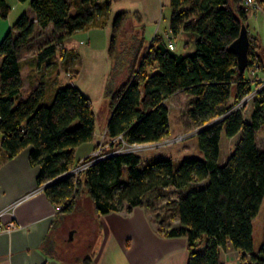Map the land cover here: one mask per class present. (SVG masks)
<instances>
[{"label":"trees","instance_id":"16d2710c","mask_svg":"<svg viewBox=\"0 0 264 264\" xmlns=\"http://www.w3.org/2000/svg\"><path fill=\"white\" fill-rule=\"evenodd\" d=\"M18 1L28 2L34 19L21 14L0 41V150L4 157L12 159L28 148L29 164L39 169L37 185L45 186L43 192L51 203L68 202L66 210L81 189L98 215L147 207L146 198L159 189L183 190L184 194L165 204L178 222L165 234L186 238L187 264H225V255L233 251L240 253L241 261L248 259L244 264H264V234L257 253L252 239V221L264 199V151L255 142L264 126V89L257 90L261 80L256 73H264V67L253 53L254 43L242 72L228 49L247 21L249 10L243 0H169L168 34H154L138 65L128 70L117 87L106 90L110 114L105 135L108 139L121 136L127 144L168 139V99L180 93L191 98L186 119L195 126L202 158H184L175 165L171 159L145 163L137 154L125 153L95 161L76 177L68 174L79 163L74 150L94 137L90 102L72 84L58 87L48 103L42 84L22 95L19 54L38 28L50 29L54 38L38 59L45 61L58 49L65 57L64 40L79 31L104 28L111 2ZM8 12L0 0V18L5 19ZM126 17L120 11L112 19L111 59ZM182 36L192 38L191 51L174 47ZM140 42H144L142 36ZM187 47L183 40L181 48ZM253 93L251 111L244 120L236 106ZM221 135L238 137L224 162L219 160Z\"/></svg>","mask_w":264,"mask_h":264},{"label":"rangeland","instance_id":"374dc122","mask_svg":"<svg viewBox=\"0 0 264 264\" xmlns=\"http://www.w3.org/2000/svg\"><path fill=\"white\" fill-rule=\"evenodd\" d=\"M9 8L5 19L0 18V41L16 19L27 10L28 2H19L18 0H4ZM256 4L253 10L247 12V21L245 23L248 31L249 42L254 43L256 49L253 53L256 55L260 66L264 67V0H252ZM148 7L155 6L158 16V24H147L144 42L141 43L140 30L133 28L132 24L124 22L120 34L116 38L114 47V57L108 59L107 50L111 36V22L113 17L122 11L125 7L130 10H138L143 14L144 4L142 0H113L110 9L107 26L100 29L98 34V44L80 45L79 41H85V35L81 31L67 37L63 44L66 51L65 57L61 56V49L46 59L40 61L38 53L47 44L54 40L50 29H35L29 43L21 50L19 54L20 77L22 81V95L27 92V84L38 80L46 88V103L58 87L74 85L83 96H85L91 105L94 115V126L96 135H99L106 124L108 115L109 97L106 93L108 87H117L125 79L128 70L138 65L144 53L147 51V44L150 36L153 34L167 35L170 19L169 0H146ZM123 5V6H122ZM15 34V33H14ZM104 37V49L103 39ZM252 37V39H251ZM255 38V39H253ZM190 37L182 36L175 40L174 47L181 52H189L193 48ZM183 40L188 42L187 49L181 48ZM134 46V48H132ZM182 49V50H181ZM250 49V48H249ZM76 73V75H75ZM256 73V72H255ZM256 77L264 81V73L257 72ZM253 79V74L246 75ZM255 76V75H254ZM261 85H264L261 84ZM252 95L244 97L236 106L240 109L244 120H247L251 111ZM191 98L183 93L172 96L166 103L169 110V128L170 136L161 141L153 148L143 150L137 153L145 163L157 159H171L175 165L188 157L202 158L198 150L196 138L194 137V125L186 119L187 111L191 106ZM194 131V132H193ZM181 137V138H180ZM104 138V133L99 135V141ZM106 136L104 141H107ZM238 137L227 139L221 135L220 140V161L225 160L234 149ZM255 142L260 150L264 151V126L258 131ZM97 146V145H96ZM185 191H174L173 189H159L148 196L145 200L147 207L141 206L147 210L154 224L159 231L166 232L167 229L176 224L174 213L165 206L166 202L175 199ZM83 196H88L86 193ZM85 239L88 232L85 229ZM264 234V199L259 208L256 218L252 221V239L253 252L257 253ZM231 255V254H230ZM247 257V256H246ZM225 260V257H224ZM246 259L241 261L240 255L234 259H229L225 264H244Z\"/></svg>","mask_w":264,"mask_h":264},{"label":"crops","instance_id":"0c3cea01","mask_svg":"<svg viewBox=\"0 0 264 264\" xmlns=\"http://www.w3.org/2000/svg\"><path fill=\"white\" fill-rule=\"evenodd\" d=\"M142 2L143 14L126 7L122 11L127 13L125 22L141 30L144 38L147 24H158L159 14L155 6L148 7L146 0ZM25 14L30 20L34 19L31 10ZM100 29L103 28L81 31L86 38L79 44H93L87 48L92 51L94 43L98 44ZM102 39L104 49L103 36ZM37 84L38 80L29 82L26 93ZM109 114L108 111L106 123ZM105 127L101 133H105ZM99 135L94 129L92 141L75 148L77 162L91 155ZM28 152L27 148L14 158L6 159L0 150V212L6 210L0 224L14 218L20 226L10 233L0 232V264H187L186 238L167 237L143 207L98 215L89 196H83L84 189L68 210V202L51 203L36 183L39 169L29 164ZM175 221L174 226H177ZM237 255H240L237 251L227 253L225 260L230 257L234 262Z\"/></svg>","mask_w":264,"mask_h":264},{"label":"built area","instance_id":"2783aa9c","mask_svg":"<svg viewBox=\"0 0 264 264\" xmlns=\"http://www.w3.org/2000/svg\"><path fill=\"white\" fill-rule=\"evenodd\" d=\"M243 7L250 10L251 8L254 9L256 7V4L253 3L252 0H243ZM253 9H251V10H253ZM167 46H168V48H172V44H168ZM263 83H264V81L261 80V83H260L259 87L257 88V90L264 89V85H261ZM251 95L253 97L254 93ZM117 143L120 144L118 147L113 146ZM158 143H160V142H158ZM158 143L127 144L121 138V136H117L115 138L108 139L107 141H104V138H103V139H101V141L98 142L95 150L91 153V155H89L87 158L79 161V163L72 170H70L68 174L76 177L78 173L85 170L88 166H90L95 161H98V160L104 159V158H108V157H111L114 155H119V154H125V153L137 154L140 151L153 148ZM43 187L44 186H41L39 189H43ZM5 213H6V210L1 211L0 212V218ZM18 229H20V226L14 218H11L9 221H7L4 224H0V232L10 233V232L18 230Z\"/></svg>","mask_w":264,"mask_h":264},{"label":"water","instance_id":"95a60500","mask_svg":"<svg viewBox=\"0 0 264 264\" xmlns=\"http://www.w3.org/2000/svg\"><path fill=\"white\" fill-rule=\"evenodd\" d=\"M249 47L250 42L247 28L243 24L241 25L238 37L228 47L236 57L237 69L239 72H242L247 67Z\"/></svg>","mask_w":264,"mask_h":264},{"label":"bare ground","instance_id":"6f19581e","mask_svg":"<svg viewBox=\"0 0 264 264\" xmlns=\"http://www.w3.org/2000/svg\"><path fill=\"white\" fill-rule=\"evenodd\" d=\"M105 136H106V135H105V133H104V138H105ZM106 139H108V138L106 137Z\"/></svg>","mask_w":264,"mask_h":264}]
</instances>
